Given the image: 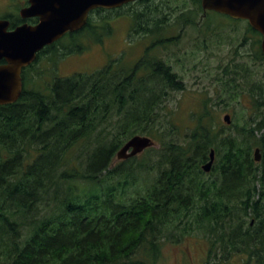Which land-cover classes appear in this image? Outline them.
<instances>
[{
	"label": "trees",
	"instance_id": "obj_1",
	"mask_svg": "<svg viewBox=\"0 0 264 264\" xmlns=\"http://www.w3.org/2000/svg\"><path fill=\"white\" fill-rule=\"evenodd\" d=\"M193 1L198 10L173 18L181 29L202 25L201 0ZM161 5L131 6L132 34L152 38L134 63L112 58L94 72L28 88V70L48 51L87 49L82 39L99 25L103 35L112 32L111 24H86L65 35L69 43L63 37L40 51L24 68L20 98L0 105V264H157L163 242L192 234L209 242L213 259L221 248L246 255L245 264H264V76L238 83L234 69L225 81L251 98L244 122L223 126L206 99L179 127L163 104L185 84L154 52L176 39L166 34L171 24ZM248 32L255 60L263 61L261 34ZM137 134L158 146L114 164Z\"/></svg>",
	"mask_w": 264,
	"mask_h": 264
},
{
	"label": "rangeland",
	"instance_id": "obj_2",
	"mask_svg": "<svg viewBox=\"0 0 264 264\" xmlns=\"http://www.w3.org/2000/svg\"><path fill=\"white\" fill-rule=\"evenodd\" d=\"M14 1L16 0H0V9L9 7ZM154 3L152 6L149 4L151 8L157 3L164 4L161 6L169 13V18L164 19L165 24H171L166 34L176 38L166 48L158 46L154 52L171 65L185 84L184 91L169 90L163 112L171 119L173 112V122L182 127L186 122L191 123V112L199 110L204 101L209 99L216 121L223 126L227 125L224 121L226 114H231L233 121L244 122L248 115L246 108L252 106L251 98L246 92L240 94L238 89L226 85L225 81L233 75L234 69L239 71L236 79L238 83L250 75L256 79L264 76V60H255L257 45H253L255 41L252 34L248 33L246 24H234L229 17L214 11L209 12L203 20L202 12L197 11L198 24H213L181 29L178 25L183 24L180 18L177 17L174 21L173 18L188 9L198 10L193 0H155ZM143 7L145 8L141 4L133 9L140 11ZM133 9H124L123 16L112 20L110 34L103 35V25H99L97 34L90 38L84 37L82 41L88 45L87 49L67 55H53L50 51L45 53L28 70L31 78L27 81V87L45 89L57 76H70L76 72L91 73L112 58H120L127 64L134 63L144 54L146 47L151 45L152 38L132 34L133 19L130 13ZM99 38L102 42L97 41ZM69 41V37L64 36L63 42L67 44ZM58 47L60 51L63 48L62 45ZM144 153L145 150L136 155L139 160ZM122 160L115 157L114 164ZM134 189L132 187L131 192L134 193ZM209 248V242L202 235L192 234L166 240L162 244L157 264H208V260L214 261V264H245L247 260L246 255L223 252L221 248V253L213 259L209 257Z\"/></svg>",
	"mask_w": 264,
	"mask_h": 264
},
{
	"label": "water",
	"instance_id": "obj_3",
	"mask_svg": "<svg viewBox=\"0 0 264 264\" xmlns=\"http://www.w3.org/2000/svg\"><path fill=\"white\" fill-rule=\"evenodd\" d=\"M24 10L28 15H40L39 24H20L10 28L8 21L0 20V105L16 102L23 90V69L37 59V55L69 32L82 29L88 13L96 7H120L136 0H30ZM205 11H216L235 19H246L253 29L261 33V49L264 55V0H201ZM231 114L224 121L231 123ZM158 146L148 135L131 137L117 152L118 159L134 157L144 150ZM257 161L261 159L260 148L254 151ZM215 150L203 165L210 172L215 163Z\"/></svg>",
	"mask_w": 264,
	"mask_h": 264
},
{
	"label": "flooded vegetation",
	"instance_id": "obj_4",
	"mask_svg": "<svg viewBox=\"0 0 264 264\" xmlns=\"http://www.w3.org/2000/svg\"><path fill=\"white\" fill-rule=\"evenodd\" d=\"M154 1L155 0H136L134 2L125 4V5L120 6V7H113V8L96 7V8H93L89 11L85 24H110L113 19H117V18L123 16V10L124 9L131 7L133 5H140L139 2L143 3V5H146V4L153 5ZM145 2H148V3L144 4ZM30 5H31L30 0H16L12 4H10L9 7L5 8V9H0V20L8 21L9 24H18V25H20V24H39L40 20H41L40 15H28V14L24 13V10L29 8ZM209 12H213V11H205L203 9L201 19L204 20ZM103 16H106V17L108 16L109 20H100V18ZM226 16H228V15H226ZM228 17H230V19H232V20H235L234 24H240V23L246 24L247 31H248L249 26L252 27L250 25L249 21L246 19H235L231 16H228ZM200 24H213V23L202 22ZM18 25H16V26H18ZM10 27H12V25ZM261 41H262V35H261ZM37 59H38V57H37ZM2 62H4V61H0V63H2ZM33 64L34 63L29 65V67L32 66ZM24 70H23V76H24ZM24 85H25V83H24V78H23V87H24Z\"/></svg>",
	"mask_w": 264,
	"mask_h": 264
}]
</instances>
